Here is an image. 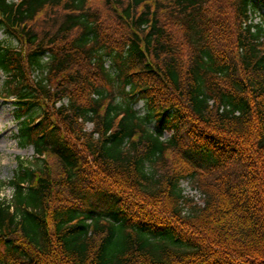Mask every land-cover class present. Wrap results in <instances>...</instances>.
I'll use <instances>...</instances> for the list:
<instances>
[{
    "label": "trees",
    "instance_id": "16d2710c",
    "mask_svg": "<svg viewBox=\"0 0 264 264\" xmlns=\"http://www.w3.org/2000/svg\"><path fill=\"white\" fill-rule=\"evenodd\" d=\"M0 29L36 152L0 264H264V0H0Z\"/></svg>",
    "mask_w": 264,
    "mask_h": 264
},
{
    "label": "rangeland",
    "instance_id": "374dc122",
    "mask_svg": "<svg viewBox=\"0 0 264 264\" xmlns=\"http://www.w3.org/2000/svg\"><path fill=\"white\" fill-rule=\"evenodd\" d=\"M98 5L105 10V5L103 1H99ZM259 20V15L255 16V21ZM0 40H7V43H14V45L19 49L20 43L16 42L14 39H10L7 34L0 29ZM6 75L0 70V93L2 94ZM144 103L140 101L136 108L144 112ZM19 121L16 120L15 106L11 98L5 97L4 94L0 95V179L3 181L10 180L18 168L19 158L30 162L35 160L36 152L32 145L23 147L18 143L16 137L18 133ZM88 128H93V124L89 123ZM169 136L168 133L165 137ZM182 187L185 190V194L192 198L197 203H203V194L199 189L195 188L194 183L189 180H184L182 182ZM13 189L8 186H3L0 195L3 198L10 199L12 196Z\"/></svg>",
    "mask_w": 264,
    "mask_h": 264
}]
</instances>
